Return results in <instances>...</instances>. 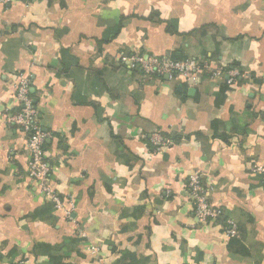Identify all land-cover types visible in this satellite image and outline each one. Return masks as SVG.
Returning a JSON list of instances; mask_svg holds the SVG:
<instances>
[{"label":"crops","instance_id":"obj_1","mask_svg":"<svg viewBox=\"0 0 264 264\" xmlns=\"http://www.w3.org/2000/svg\"><path fill=\"white\" fill-rule=\"evenodd\" d=\"M134 54L241 75L146 76L121 62ZM19 73L60 208L28 173V135L8 122ZM156 133L172 144L158 150ZM255 165L264 0H0V264H264ZM196 174L239 237L224 219H198Z\"/></svg>","mask_w":264,"mask_h":264},{"label":"built area","instance_id":"obj_2","mask_svg":"<svg viewBox=\"0 0 264 264\" xmlns=\"http://www.w3.org/2000/svg\"><path fill=\"white\" fill-rule=\"evenodd\" d=\"M10 1V0H6ZM121 62L134 70H141L146 76L151 75H167L170 78L184 76L197 80L199 73L206 70L211 73L214 79H220L227 75L229 83L237 79L241 73L237 69L230 71L211 70L205 61L194 59H186L183 61H168L164 58L154 57L146 54H134L130 56H122ZM16 101L18 110L8 119V122L18 127L28 135V173L30 177L41 183L43 192L46 197L54 203L56 208L61 207V199L53 194L49 188L51 169L46 160L45 151V134L42 130L38 111L31 97V79L28 75L19 73V83L16 89ZM152 143L158 150L169 147L172 142L161 134L156 133L152 137ZM253 173H264V167L255 165L252 169ZM189 188L192 197V204L195 213L201 222L215 220L224 215L222 208L214 206L209 198V194L205 191L201 176L196 174L190 178ZM70 214V213H69ZM226 234L229 237H239V231L235 223L231 220L227 221ZM88 252L95 257L100 254V249L95 246L87 247ZM101 262H103L101 260ZM102 264H105L104 262Z\"/></svg>","mask_w":264,"mask_h":264},{"label":"trees","instance_id":"obj_3","mask_svg":"<svg viewBox=\"0 0 264 264\" xmlns=\"http://www.w3.org/2000/svg\"><path fill=\"white\" fill-rule=\"evenodd\" d=\"M137 55H140V54H137ZM164 137V136H163ZM166 138V137H165ZM224 216V215H223ZM223 216H221L220 218H217V219H215L216 221L217 220H220V219H224V222L226 223L227 221H229L228 219H227V217L226 218H224ZM210 221H212V220H210ZM209 222V221H208Z\"/></svg>","mask_w":264,"mask_h":264}]
</instances>
